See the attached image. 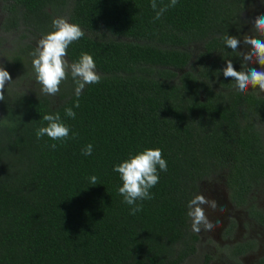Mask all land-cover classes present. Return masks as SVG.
<instances>
[{"label":"trees","instance_id":"16d2710c","mask_svg":"<svg viewBox=\"0 0 264 264\" xmlns=\"http://www.w3.org/2000/svg\"><path fill=\"white\" fill-rule=\"evenodd\" d=\"M251 1L177 0L155 20L152 0H0V30L26 31L0 65L12 76L0 101V264H182L195 252L188 203L200 182L224 177L239 202L264 176V95L222 73L228 60L242 70L222 37L241 38ZM61 17L85 33L68 46L69 64L88 53L100 82L79 98L70 72L55 96L37 81L16 87L36 80L24 38ZM57 112L69 138L37 139L43 115ZM147 148L161 150L167 170L132 215L113 168Z\"/></svg>","mask_w":264,"mask_h":264},{"label":"clouds","instance_id":"9594fccd","mask_svg":"<svg viewBox=\"0 0 264 264\" xmlns=\"http://www.w3.org/2000/svg\"><path fill=\"white\" fill-rule=\"evenodd\" d=\"M177 0H170L157 10L156 0H152L151 7L156 11L155 20H159L164 12L170 7H174ZM53 31L45 34L37 41L36 48L32 55V65L35 72V79L41 85V92L46 95L55 96L60 91V84L68 78L70 72L74 82V94L79 98L86 85L99 83L101 77L96 72V64L91 55L81 53L79 59L69 64L67 48L73 42L85 35L83 30L76 24L69 23L65 18H55L52 20ZM252 34H244L243 45L245 50L241 51V40L237 36L227 35L222 37L225 45L231 49L232 53L241 58L240 71H237L231 60L227 61L222 73L225 79L231 80L234 87L241 93L249 87L264 92V15H258L252 21ZM258 64L256 67L245 66ZM12 81L9 71L0 67V101L5 100L4 90L8 83ZM75 107H79V99L75 102ZM68 117L75 118L76 113L71 107L65 109ZM42 120L47 122L36 131L37 139L47 136L53 141H66L69 138L70 129L61 120L60 114L46 113ZM75 134H73V137ZM55 149V143L48 145ZM92 145L88 144L82 149L83 155H91ZM158 169L167 170V162L162 157V152L158 148H147L136 154L130 155L127 159L114 166L113 171L119 174L122 186L118 187V193L122 195L123 202L130 207V214L135 215L140 212L143 205L138 201L150 200L152 195L150 189L159 182ZM90 185H96L95 175L89 178ZM203 205H207L213 211L217 210L218 204L215 200H208L203 195H197L188 203V216L192 220V230L200 232L201 227L205 230H212L214 225L206 217ZM223 212L224 209L220 208ZM220 221H216L219 226Z\"/></svg>","mask_w":264,"mask_h":264},{"label":"flooded vegetation","instance_id":"af4514ba","mask_svg":"<svg viewBox=\"0 0 264 264\" xmlns=\"http://www.w3.org/2000/svg\"><path fill=\"white\" fill-rule=\"evenodd\" d=\"M247 90L264 95L258 88L249 87ZM218 176L226 194L225 207L229 209L224 221L219 224L220 231L215 238L217 246H213L220 253L219 264H264V176L260 177L258 185L238 196L239 202L232 199L224 177ZM207 254L214 255V251Z\"/></svg>","mask_w":264,"mask_h":264},{"label":"rangeland","instance_id":"374dc122","mask_svg":"<svg viewBox=\"0 0 264 264\" xmlns=\"http://www.w3.org/2000/svg\"><path fill=\"white\" fill-rule=\"evenodd\" d=\"M242 17L244 19V31L242 32L241 36V51H244V45H243V36L244 34L251 35V28H252V21L255 19L258 15H264V0H252L250 4L245 8V10L242 12ZM1 16V14H0ZM26 31L22 28H17L16 30L3 32L0 30V35L3 37V42L1 44V50H0V65H2L4 61V52L3 50H9L13 48L17 35ZM264 38V37H261ZM26 41H28L32 46H34V49L36 48L37 41L41 39L40 37L32 36L30 34H27L24 38ZM33 60V59H32ZM31 60V63H32ZM251 67H256L259 69L258 64H250L248 65ZM36 80L32 79H24L18 82L17 86L18 88H21L23 90H31V89H39L36 87L35 82ZM41 87V85L39 84ZM197 195H203L208 200H215L218 204L217 210L213 211L211 208H209L207 205H203L206 217L208 220L214 225L212 230H205L203 227H201L200 231V241L196 243V250L195 252L190 255L188 258H186L182 264H200V260L203 256V252L209 253L212 250L214 251V255L209 256L208 258V264H219L220 261V253L217 252V249H213V246H217V242L215 241V238L217 237L220 229L219 226H216V221L219 220L220 222H223L227 211L229 209L225 207L226 201H225V191L223 188V185L221 184L219 180V176H213L210 179L203 180L200 182V185L198 186V190L196 193ZM220 208H223L224 211L221 212ZM191 220V217H190ZM192 222V220H191Z\"/></svg>","mask_w":264,"mask_h":264}]
</instances>
